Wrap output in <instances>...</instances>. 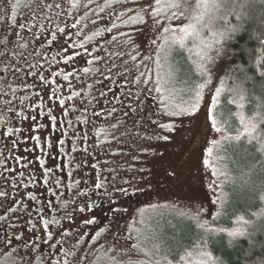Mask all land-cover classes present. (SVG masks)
<instances>
[{"label": "rangeland", "instance_id": "374dc122", "mask_svg": "<svg viewBox=\"0 0 264 264\" xmlns=\"http://www.w3.org/2000/svg\"><path fill=\"white\" fill-rule=\"evenodd\" d=\"M173 2L0 0V264H217L187 233L242 232L218 222L257 183L220 150L254 118L213 115L227 2Z\"/></svg>", "mask_w": 264, "mask_h": 264}, {"label": "trees", "instance_id": "16d2710c", "mask_svg": "<svg viewBox=\"0 0 264 264\" xmlns=\"http://www.w3.org/2000/svg\"><path fill=\"white\" fill-rule=\"evenodd\" d=\"M226 2L224 10L230 39V78L228 89L215 102L213 115L218 124L228 131L238 125L235 114L237 108L244 116L254 118V137L225 139L220 150H229L233 154L244 152L253 169L251 175L257 183L255 189L246 195L245 201L231 203L228 209H224L223 217H219L218 222L223 221L226 225L233 218L240 217L243 221L241 234L229 236L218 231L205 235L200 229L195 234L191 231L187 233L188 237L183 235L187 239L180 253L201 240L217 264H264V200L261 198L264 194V75H261L264 73V0ZM182 54L183 63L191 71V84L195 88L202 77L196 74L187 52Z\"/></svg>", "mask_w": 264, "mask_h": 264}, {"label": "snow or ice", "instance_id": "6c2138e0", "mask_svg": "<svg viewBox=\"0 0 264 264\" xmlns=\"http://www.w3.org/2000/svg\"><path fill=\"white\" fill-rule=\"evenodd\" d=\"M172 6L175 7V8H177V9H181L182 8V5L179 2H176V0H174ZM205 7H207V5H205ZM188 8L190 9V6H188ZM182 14H184V13H182ZM173 15H175V13ZM200 18L201 17H199V16L195 17V19H197V20H199ZM180 31L181 32H187V29H183L182 28V29H180ZM261 75H264V73H261ZM241 99H243V96H241ZM213 126H215V124ZM252 128H253V130L255 129V125L254 124L252 125ZM237 139H239V137H237ZM239 234H241V233H238V232H230L229 233V236H236V235H239ZM203 255H208L209 258H210V254L204 253ZM201 264H204V262H201Z\"/></svg>", "mask_w": 264, "mask_h": 264}]
</instances>
